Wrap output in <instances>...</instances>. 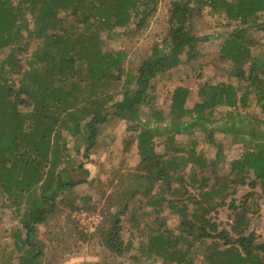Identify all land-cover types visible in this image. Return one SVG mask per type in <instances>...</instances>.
<instances>
[{
	"label": "trees",
	"instance_id": "obj_1",
	"mask_svg": "<svg viewBox=\"0 0 264 264\" xmlns=\"http://www.w3.org/2000/svg\"><path fill=\"white\" fill-rule=\"evenodd\" d=\"M157 2L0 0V52L8 48L0 53V198L17 212L23 208L25 218L23 231H13L6 264L41 263L34 225L60 204L90 201L89 195L64 196L94 181L72 171L87 173L82 165L111 117L125 118L142 105L149 118L132 126L138 160L119 180L114 197L122 208L96 226L100 244L114 255L128 253L134 264H197L191 249L210 239L202 264H264V241L248 230L247 201L227 203L229 230L218 229L209 215L235 185L249 187L246 197L259 187L264 205V0H171L167 49L126 66V53L107 47L101 31L120 36L118 30L142 29ZM206 6L233 25L219 57L236 81H198L195 98L177 84L167 108H158L151 80L196 57L194 45L207 37L195 34L193 23ZM230 150L236 155L227 158ZM143 203L154 218L142 224L136 245L123 243L122 215ZM164 207L179 217L176 235L160 217Z\"/></svg>",
	"mask_w": 264,
	"mask_h": 264
},
{
	"label": "rangeland",
	"instance_id": "obj_2",
	"mask_svg": "<svg viewBox=\"0 0 264 264\" xmlns=\"http://www.w3.org/2000/svg\"><path fill=\"white\" fill-rule=\"evenodd\" d=\"M157 1L154 14L142 29L118 30L121 31L120 36L101 31L100 35L106 39L107 47L126 53L124 61L126 66H137L143 57L155 49H167L168 9L171 0ZM198 13V16L194 18V32L198 36L207 38L194 45L193 50L197 53L196 57L190 60L184 57L185 63L182 66L166 74L156 75L151 80L150 93H153V103L158 108H167L171 89L177 84L190 87V97L195 98L198 81H236L229 77L228 61L219 57V47L225 37V32L233 25L226 22L223 14L211 10L210 7L206 6ZM254 34L258 35L259 33ZM32 42L29 49L38 43L36 40ZM7 50L8 48L3 49L0 52L1 55L5 54ZM253 110L257 112L256 108ZM262 117L264 118V116ZM148 118L147 108L142 105L137 106L135 111L125 118L111 117L102 127L95 146L90 150L88 159L82 165L87 173H83L78 168L72 171L75 178H93V183L89 186L86 184L77 186L73 193L66 192L64 194L65 197L89 195L90 201L83 203L81 199H76L73 201V208L60 204L57 211L49 215L46 222L34 225L33 241L36 247L42 250L40 264H134L129 260L128 253L114 255L106 250L94 232L105 213H114L122 208L121 204L115 202V192L118 191L121 177L132 171L131 169L138 160L132 137L134 133L132 126L137 122L144 124ZM261 131L264 130L261 129ZM225 142L231 144L232 141L227 139ZM75 145H78V142L77 144L70 143L71 148ZM199 146H204V143L199 142ZM231 151L227 158L236 155ZM218 172L220 174L226 172L224 163L219 166ZM206 175L210 179L209 184H211L212 173L208 172ZM214 188L220 189L221 185L217 184ZM235 188L234 191L227 190L230 195L226 198L224 205L216 208V212H210L211 219L216 222L218 229L229 230L231 210L227 207V203L233 201L235 204H240L247 201L249 214H252L248 230H253L256 233L257 241H264V205L259 196V187L252 189L251 197L245 196L250 191L247 185H235ZM189 191L196 192L191 188ZM60 197L58 196L57 199ZM139 199L141 198L139 197ZM143 200L145 201V199ZM192 207L193 204L188 202V208ZM150 208V205L143 203L137 210L129 209L122 215L123 243L131 239L134 245L137 244L142 237L140 235L142 224L151 222L154 218ZM23 214V208L17 212L12 204L0 198V264H6L8 253L13 251V231L16 228L23 231L22 222L25 220ZM160 217L166 221L165 225L176 235L179 229L177 214L164 207ZM212 243L213 241L210 239L201 240L191 249V252L197 254L195 257L197 264H202L203 254L213 246ZM137 264L146 263L139 262ZM154 264H161V262L158 261Z\"/></svg>",
	"mask_w": 264,
	"mask_h": 264
}]
</instances>
